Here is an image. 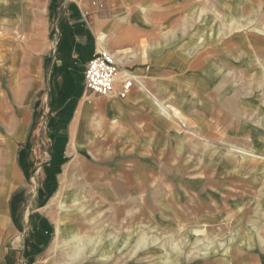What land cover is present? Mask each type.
<instances>
[{
    "label": "crops",
    "instance_id": "crops-1",
    "mask_svg": "<svg viewBox=\"0 0 264 264\" xmlns=\"http://www.w3.org/2000/svg\"><path fill=\"white\" fill-rule=\"evenodd\" d=\"M0 34V264L18 230L25 259L80 254L81 237L40 214L80 192L148 230L146 264H264V89L214 71L231 63L214 45V0H0ZM98 44L117 65L110 97L84 86ZM127 75L141 86L120 97ZM37 127L56 194L19 218ZM100 239L91 251L107 258Z\"/></svg>",
    "mask_w": 264,
    "mask_h": 264
},
{
    "label": "rangeland",
    "instance_id": "rangeland-1",
    "mask_svg": "<svg viewBox=\"0 0 264 264\" xmlns=\"http://www.w3.org/2000/svg\"><path fill=\"white\" fill-rule=\"evenodd\" d=\"M225 3L223 0H214V45L221 48H230L226 52L228 57L224 55L223 60L231 63L214 65V71L229 75L227 77V87L264 89V0H235L231 2V8L226 7ZM226 8L229 11L233 10L234 15L225 17L223 13ZM207 18L200 17V20L208 21L209 18ZM206 23L204 22V24ZM236 30L241 31L236 33ZM248 42L252 46L246 47ZM97 51H99V47ZM251 57L253 59H249ZM1 61L0 59V74H3L4 66ZM252 61L254 64L250 65L249 63ZM247 73L254 74L251 76V86L248 85L250 81L247 82L248 77L245 76ZM31 140L29 160L26 163L25 171L26 181L22 191H20L21 195L16 198L20 201L17 210L19 211V218L24 208L26 210L27 207V210L31 211L42 205L44 206L56 194L54 192L55 194L48 196L49 192H46V186L50 185L45 181L50 173L49 169L42 166L49 161L51 155L49 137L37 127L34 128ZM59 198L61 204H56L53 209H41L40 214L48 219L53 233L56 228L63 227L65 228L63 230L65 237H68L71 232L78 234L82 239V246L80 247L82 251L80 254L75 255L69 247L59 248L52 257L42 264H96V262L146 264L150 259L144 255L146 249L152 243L148 239L149 234L145 227L139 226L138 229L137 225H132L130 222L126 224V221L124 223L119 222L117 225L114 209L105 208V204L99 203L98 198L90 193L80 192L69 194V196L66 193H61ZM136 229L138 233H135ZM20 233V230H18L11 241V246L17 251L15 259L14 256L12 258L13 264H41L35 261L34 257L30 259L20 257V251L23 246L25 247ZM99 236L103 239V242L96 248L99 250L109 249L107 258L99 257L91 251L95 248L94 243ZM132 237L133 239H131ZM136 237L139 239H134ZM26 240L28 238L24 239V241ZM161 243V241L157 242L158 245H161ZM130 248H137L140 255L128 256V249ZM119 249L123 251H119Z\"/></svg>",
    "mask_w": 264,
    "mask_h": 264
},
{
    "label": "built area",
    "instance_id": "built-area-1",
    "mask_svg": "<svg viewBox=\"0 0 264 264\" xmlns=\"http://www.w3.org/2000/svg\"><path fill=\"white\" fill-rule=\"evenodd\" d=\"M101 40H102V36ZM117 79V65L116 61L111 54L104 48L99 47V51L87 62L84 70V86L93 95L110 97L114 94L115 81ZM132 84H141L136 81L131 75H127L124 80L120 97H124Z\"/></svg>",
    "mask_w": 264,
    "mask_h": 264
},
{
    "label": "bare ground",
    "instance_id": "bare-ground-1",
    "mask_svg": "<svg viewBox=\"0 0 264 264\" xmlns=\"http://www.w3.org/2000/svg\"><path fill=\"white\" fill-rule=\"evenodd\" d=\"M57 229V228H56ZM58 230V229H57ZM57 233V232H56ZM56 236V235H55ZM58 236H59V234H58ZM56 238H57V236H56ZM101 240V239H100ZM82 246V245H81ZM80 245H79V247H81ZM94 251V250H93Z\"/></svg>",
    "mask_w": 264,
    "mask_h": 264
}]
</instances>
